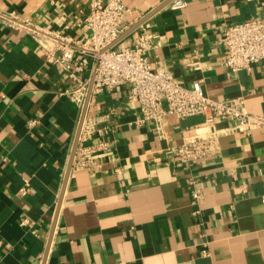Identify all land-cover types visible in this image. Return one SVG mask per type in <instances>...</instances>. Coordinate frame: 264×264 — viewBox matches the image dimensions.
Returning <instances> with one entry per match:
<instances>
[{
    "label": "crops",
    "instance_id": "1",
    "mask_svg": "<svg viewBox=\"0 0 264 264\" xmlns=\"http://www.w3.org/2000/svg\"><path fill=\"white\" fill-rule=\"evenodd\" d=\"M124 1L134 24L166 0ZM186 1L157 10L117 48L149 31L155 66L185 86L199 81L214 98L244 95L249 111L264 115V61L231 71L220 44L224 24L264 16V0ZM88 7L0 0V12L37 29L0 25V264H264V129L223 135L218 154L191 170L167 165L166 150L204 116L166 117L160 138L152 122H136L139 106L122 85L90 96L87 116H102L107 132L86 142L107 147L76 153L67 175L81 112L65 93L75 83L47 61L44 45L55 42L50 32L83 36Z\"/></svg>",
    "mask_w": 264,
    "mask_h": 264
},
{
    "label": "built area",
    "instance_id": "2",
    "mask_svg": "<svg viewBox=\"0 0 264 264\" xmlns=\"http://www.w3.org/2000/svg\"><path fill=\"white\" fill-rule=\"evenodd\" d=\"M170 4L182 8L187 1L173 0ZM133 13V7L124 0H89L88 10L80 22L85 32L83 36L47 33L55 40L51 46L44 45L47 61L57 64L75 83L65 93L80 108L81 116L89 92L92 96L122 85L128 86L129 99L139 106L136 122H152L160 138L165 136L166 117L185 119L200 114L204 116V123L195 133L185 136L165 152V164H181L190 170L199 160L218 154L223 135L238 130L264 129V115L250 112L244 95L214 98L206 93L199 81L185 86L168 69L155 66L150 53L157 43L149 31L144 30L133 44L117 48V43L107 48L133 24ZM0 25L37 30L7 12H0ZM220 44L224 52L222 64L226 69L249 71L253 64L264 61V16L224 24ZM191 64L196 69L201 66L199 60ZM103 120L102 116H87L86 113L77 154L83 156L107 147L106 141L99 144L86 142L107 132ZM37 122L38 118H32L28 123L32 126ZM221 123L227 125L220 126ZM189 182L193 198L201 202L203 190L198 178L192 175ZM20 192L23 195L31 192L27 180ZM21 224L34 231L29 218H24Z\"/></svg>",
    "mask_w": 264,
    "mask_h": 264
},
{
    "label": "water",
    "instance_id": "3",
    "mask_svg": "<svg viewBox=\"0 0 264 264\" xmlns=\"http://www.w3.org/2000/svg\"><path fill=\"white\" fill-rule=\"evenodd\" d=\"M173 0H166L165 2H163L161 5H159L158 7H156L154 10H152L151 12H149L146 16H144L143 18L139 19L137 22H135L133 25H131L124 33H122L112 44H110L107 48H110L112 46H114L115 44H117L119 41H121L124 37H126L127 35H129L131 32H133L136 28H138L142 23H144L152 14H154L157 10H159L160 8H162L163 6L167 5L168 3H170ZM91 89V88H90ZM91 91V90H90ZM89 98H90V92L89 95L87 97L84 109H83V113L80 119V123H79V127H78V131H77V136L75 139V143L72 149V153H71V158H70V162H69V166H68V170H67V175L70 174L72 166H73V161L75 158V154H76V150L79 144V137H80V131H81V127H82V123L84 120V117L86 115V111H87V106H88V102H89Z\"/></svg>",
    "mask_w": 264,
    "mask_h": 264
}]
</instances>
